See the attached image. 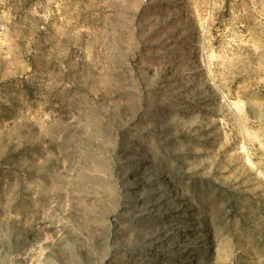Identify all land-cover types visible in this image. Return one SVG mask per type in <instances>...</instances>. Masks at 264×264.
Returning <instances> with one entry per match:
<instances>
[{
	"label": "rangeland",
	"instance_id": "rangeland-1",
	"mask_svg": "<svg viewBox=\"0 0 264 264\" xmlns=\"http://www.w3.org/2000/svg\"><path fill=\"white\" fill-rule=\"evenodd\" d=\"M0 12V264H264V0Z\"/></svg>",
	"mask_w": 264,
	"mask_h": 264
},
{
	"label": "built area",
	"instance_id": "built-area-1",
	"mask_svg": "<svg viewBox=\"0 0 264 264\" xmlns=\"http://www.w3.org/2000/svg\"><path fill=\"white\" fill-rule=\"evenodd\" d=\"M7 30H8V24L3 14L0 12V38L4 36Z\"/></svg>",
	"mask_w": 264,
	"mask_h": 264
}]
</instances>
